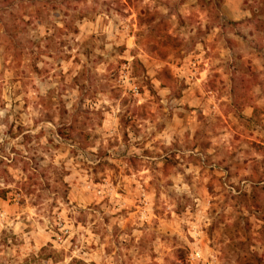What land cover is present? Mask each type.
I'll return each mask as SVG.
<instances>
[{"label": "rangeland", "instance_id": "1", "mask_svg": "<svg viewBox=\"0 0 264 264\" xmlns=\"http://www.w3.org/2000/svg\"><path fill=\"white\" fill-rule=\"evenodd\" d=\"M1 192L0 264H264V0H0Z\"/></svg>", "mask_w": 264, "mask_h": 264}, {"label": "trees", "instance_id": "2", "mask_svg": "<svg viewBox=\"0 0 264 264\" xmlns=\"http://www.w3.org/2000/svg\"><path fill=\"white\" fill-rule=\"evenodd\" d=\"M198 3H203L204 2V0H196ZM252 15L254 16V14L252 13ZM262 23H260V25H258V29H261L262 28V25H261ZM1 194V196H3V194H4V192H1L0 193ZM249 258H248V262H247V264H259V262H257V258H256V255L255 254H252V255H250V256H248ZM252 261V262H251Z\"/></svg>", "mask_w": 264, "mask_h": 264}]
</instances>
